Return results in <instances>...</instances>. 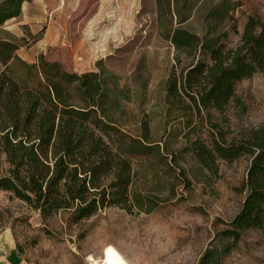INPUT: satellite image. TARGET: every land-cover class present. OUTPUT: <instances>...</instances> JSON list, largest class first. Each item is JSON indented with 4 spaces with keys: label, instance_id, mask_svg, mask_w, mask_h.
I'll return each mask as SVG.
<instances>
[{
    "label": "rangeland",
    "instance_id": "1",
    "mask_svg": "<svg viewBox=\"0 0 264 264\" xmlns=\"http://www.w3.org/2000/svg\"><path fill=\"white\" fill-rule=\"evenodd\" d=\"M22 7L26 15L0 26V42L40 58L52 28L61 44L46 60L78 75L104 70L121 103L117 125L136 139L147 125L149 148L130 155V212L107 208L81 222L69 212L43 218L0 190V234L11 232L32 264H91L110 250L122 264H201L208 252L214 264H264L261 232L246 231L236 244L223 237L246 199L250 158L218 160L209 169L196 156L201 144L239 142L264 126V74L239 82L222 112L198 113L181 91L169 95L170 84L180 90L192 66L212 64L203 43L233 49L250 18L264 25V0H27ZM177 30L193 37L180 50L171 41ZM12 69L17 77L26 73ZM8 168L0 151V179Z\"/></svg>",
    "mask_w": 264,
    "mask_h": 264
},
{
    "label": "trees",
    "instance_id": "2",
    "mask_svg": "<svg viewBox=\"0 0 264 264\" xmlns=\"http://www.w3.org/2000/svg\"><path fill=\"white\" fill-rule=\"evenodd\" d=\"M26 1H5L0 26L19 17ZM191 39L188 32L177 30L171 41L180 50ZM0 47V151L9 166L0 190L29 204L43 218L69 212L81 222L107 208L130 212L134 177L130 155L148 150L149 130L144 125L143 137L136 139L117 125L113 114L121 103L107 88L104 70L69 73L44 56L37 64H28L17 56L21 46L3 40ZM202 48L209 51L212 64L197 63L180 90L176 82L169 87L171 97L184 94L198 113L222 112L239 82L264 74V25L255 18L248 20L236 48L204 43ZM14 65L25 75L17 77ZM196 156L209 169L218 160L231 164L250 158L246 199L223 237L236 244L249 230L264 235V126L239 142L228 144L221 138L213 140L212 148L201 144ZM214 259V252H208L201 264H214Z\"/></svg>",
    "mask_w": 264,
    "mask_h": 264
},
{
    "label": "crops",
    "instance_id": "3",
    "mask_svg": "<svg viewBox=\"0 0 264 264\" xmlns=\"http://www.w3.org/2000/svg\"><path fill=\"white\" fill-rule=\"evenodd\" d=\"M26 2L23 3V5ZM24 7H22L21 9V14L20 15H26L24 14ZM49 33H50V38H49V34L48 36H45V39L43 40V45H45V47L47 45H49L48 50H46L43 53V56H46L48 51L56 46H59L61 43V41H59L58 37H54L53 35V30L52 28L49 29ZM48 38V39H47ZM44 50V48H43ZM23 51V49H20L17 52V56L23 60L24 62L28 63V64H37L39 57H37L36 54H33L32 52H27L25 53V51L23 52V56H21L20 52ZM0 264H32L30 262H28L27 260H25L23 258V256L21 255L17 244L15 242V239L12 235L11 232L6 231L0 234Z\"/></svg>",
    "mask_w": 264,
    "mask_h": 264
},
{
    "label": "bare ground",
    "instance_id": "4",
    "mask_svg": "<svg viewBox=\"0 0 264 264\" xmlns=\"http://www.w3.org/2000/svg\"><path fill=\"white\" fill-rule=\"evenodd\" d=\"M91 264H122L119 255L115 251H108L104 259L93 261Z\"/></svg>",
    "mask_w": 264,
    "mask_h": 264
}]
</instances>
